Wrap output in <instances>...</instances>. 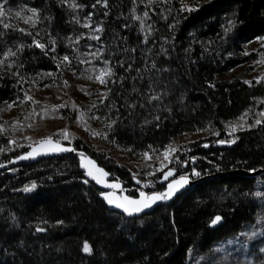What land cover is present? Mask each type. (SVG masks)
Instances as JSON below:
<instances>
[{
  "label": "trees",
  "instance_id": "16d2710c",
  "mask_svg": "<svg viewBox=\"0 0 264 264\" xmlns=\"http://www.w3.org/2000/svg\"><path fill=\"white\" fill-rule=\"evenodd\" d=\"M73 2L82 7H69ZM106 2L0 0V109L27 110L36 123L58 117L67 126L98 125L104 147L73 134L62 139L61 131L52 137L87 151L131 196L162 191L168 178L182 175L197 182L172 203L130 218L107 206L76 157L0 171V264H191L190 251H208L239 234L263 207L264 174L243 172L264 168V69L250 78L222 75L264 56V0ZM145 11L142 30L135 17ZM17 13L31 20L17 23ZM84 21L99 37L93 42L107 90L88 105L68 98L43 107L35 90L65 84L78 64ZM97 27L103 30L95 32ZM254 39L262 44L246 53ZM9 121L0 114V162L31 146L13 139ZM203 132L208 134L193 137ZM221 139L233 143L219 144ZM114 150L134 161L155 160L133 170ZM165 151L162 167L158 159ZM169 169L173 175L164 179ZM33 183L35 189L24 190ZM85 242L90 253L83 251Z\"/></svg>",
  "mask_w": 264,
  "mask_h": 264
},
{
  "label": "rangeland",
  "instance_id": "374dc122",
  "mask_svg": "<svg viewBox=\"0 0 264 264\" xmlns=\"http://www.w3.org/2000/svg\"><path fill=\"white\" fill-rule=\"evenodd\" d=\"M13 20L17 23H26L29 21V14H14ZM86 21L81 23L82 33L79 46V60L76 68L67 74L65 81L67 86L43 88L35 90L34 96L37 101L46 105H58L68 98L88 105L93 103L99 97L103 96L107 90L105 84L100 83V79H104V72L101 71L98 64V51L92 38L95 34L90 27H84ZM262 44L261 40L254 39L245 44V52H250ZM92 53H95L93 55ZM250 66V68L248 67ZM249 68V69H247ZM264 69V56L261 59H252L246 65L240 66L237 69L227 72L222 77H230L237 73H242L245 77H253L260 74ZM68 95V96H67ZM27 110L9 107L5 105L1 107L0 114L6 120H11L8 123V128L11 131L13 139L18 140L21 144H30L31 146L42 139L52 137V134L62 130H67L69 134L82 137L88 144L95 147H104L101 142L100 128L98 125L84 126H67L66 121L62 118L53 117L45 119L42 122H37L27 119ZM93 133H97L93 135ZM208 133L203 132L194 135V138L202 137ZM52 139H54L52 137ZM187 139H179L178 141H186ZM225 141L222 145L232 144L233 140L221 139ZM220 140V141H221ZM221 144V143H219ZM30 146V147H31ZM113 155L123 164H126L131 169H140L148 164L154 163V160L149 158L134 161L128 158L121 151L114 150ZM161 166L167 160L165 157L158 159ZM264 202V200H263ZM264 203L257 220L249 224L239 234L227 238L217 243L210 250L190 251L188 262L191 264L211 263V264H264Z\"/></svg>",
  "mask_w": 264,
  "mask_h": 264
},
{
  "label": "snow or ice",
  "instance_id": "6c2138e0",
  "mask_svg": "<svg viewBox=\"0 0 264 264\" xmlns=\"http://www.w3.org/2000/svg\"><path fill=\"white\" fill-rule=\"evenodd\" d=\"M59 3L61 4H64L66 2V0H58ZM97 3H103L105 7H107V2L106 0H96ZM152 0H149V5L151 4ZM3 6L0 5V8H2ZM69 7L75 9V8H79V7H82L81 5H78L76 3H70L69 4ZM93 7H95V5H93ZM184 10H188V11H191L192 9L191 8H187V6H185V9ZM29 11H31L33 13V16H37L38 17V12L36 9H29ZM133 12H134V9H133ZM0 15H3L2 11H0ZM17 15H19V13H17ZM148 15L149 13L147 11H145L143 13V16H136L135 19L139 20L141 22V29L143 30L144 29V20L146 18H148ZM46 19H51V17H45ZM91 18V14H89V17L87 18L88 20H90ZM29 20H31V17H29ZM25 22H28V20H26ZM80 21L78 19H76V23H79ZM34 23V22H33ZM5 27H8L7 24L4 25ZM84 27H90V24L89 23H85L83 25ZM149 28L151 27L150 25L148 26ZM103 29L102 28H99L97 27L96 29H94L95 32H100L102 31ZM23 31V30H21ZM29 35H31V33H29ZM92 39H99L98 36H93V37H90ZM71 39V38H70ZM51 44H55L56 41L55 40H51L50 41ZM77 43L79 42V40L77 39L76 41ZM145 42H147V36H145ZM34 44L36 47H39L41 49H45V45L44 44H41L39 41L37 40H34ZM23 49V45L20 46V50ZM52 51H55V49L53 48ZM93 55H95V53H92ZM8 55H11V56H15V52H12L11 50H9L8 52ZM64 61H67L69 58L68 56H64L62 58ZM3 64V61H0V65ZM8 67H11V65H8ZM153 67H155V65L153 64ZM109 76L112 75L111 71L108 70V73H107ZM49 75H52V74H49ZM97 79L100 80V83H106V80L104 79H100V77H97ZM246 83H250V82H247ZM65 85L67 86V82L65 81ZM26 99L28 100H31L32 98L31 97H26ZM151 99H159V96H156V95H153L151 97ZM75 107V105H73ZM9 107H12V105H9ZM58 107H64V105H60ZM131 107H135V105H131ZM53 111H56V109L54 108ZM257 123H260V121H257ZM110 127V126H109ZM232 131L234 132L235 131V127L233 126L232 128ZM97 133H93V135H96ZM62 139H69V133L67 132V130H62L61 133L58 134ZM218 135V133H217ZM106 138V137H105ZM39 145H41L42 147L44 145H51V147L49 149H47V151H73L74 149L72 148H64V147H61L60 146V140L58 139L56 141L55 144H52V137H48L47 139H42L40 140L39 142ZM219 143L223 144L225 143V141L221 140L219 141ZM205 147H207L208 145H204ZM169 149L174 152L176 151L175 148H173L171 145L169 146ZM35 155H39L41 154L40 152H37L36 149H33L32 152H29L26 156H21L19 157V159H26V158H29V157H33ZM83 155V154H81ZM147 155V154H145ZM169 156V152L168 151H165L164 153V157L165 159H167ZM88 165H92V168H94L95 172L97 173H101L103 175H107L106 173H103V170L102 169H99V168H96L95 165L93 164V162L91 160L88 161ZM3 165H0V167H2ZM173 172L174 170L172 169H169V171L167 173H165V176H164V179H167L168 176L170 175H173ZM195 175H199V173H194ZM86 175L92 177L93 179H96L98 183H100L101 181L99 180V178L94 175V172L93 170H88L86 172ZM188 182L187 180V177H180V179L174 181L173 183H170L168 185V189L166 192H163V193H157V194H153V195H146L145 193L141 192L140 193V198L139 199H130L128 197H123L122 199L121 198H116L114 197L113 195L111 194H103L104 195V199L107 201V203L109 205H112L116 208H119V209H122L124 213H126L127 215L129 216H132L134 214H137V213H140L142 211H144L145 209L149 208L152 206V204L156 203L158 200H166V199H170L172 195L175 194L176 191H178V189L180 187H182L184 184H186ZM85 183H87V181H85ZM139 183V181H138ZM106 187H109V188H118L119 185H113V184H105ZM36 188V185L33 183L31 185V188L29 187H25V191H31L32 189H35ZM221 219V217L217 216L213 221L212 223L215 224L216 222H218L219 220ZM37 231H43V229H40L38 228ZM83 251L85 253H90L91 252V248L90 246L88 245L87 242L84 243L83 245ZM262 251H264V249H262Z\"/></svg>",
  "mask_w": 264,
  "mask_h": 264
},
{
  "label": "water",
  "instance_id": "95a60500",
  "mask_svg": "<svg viewBox=\"0 0 264 264\" xmlns=\"http://www.w3.org/2000/svg\"><path fill=\"white\" fill-rule=\"evenodd\" d=\"M56 139H52V144L56 143ZM60 146L64 147V148H72L74 149L73 151H47V149H49L51 147V145H44L43 147L41 145H39V143H35L34 145H32L31 147H29L26 151H24L23 153H21L20 155L12 158L10 161L7 162H0V165H3L2 167H0V171H4V170H8L17 166H22V165H28V164H33V163H37L42 159H47V158H53V157H59V156H63V155H70L73 157H76L79 159L80 162V167L81 170L84 172L85 177L90 180L91 182H93L94 184L97 185V187L101 190V196L102 199L106 202L107 206L115 212L121 213L123 215H126L127 217L133 218V217H140L143 216L145 214H148L150 212H152L155 208H157L160 205L163 204H170L173 201H175L180 195H182L186 190H188L189 188H191L196 182V179H192L190 176L187 175H182L179 176L177 178H168L166 180L167 184L165 186V188L162 191H156V192H147V191H143V193H145L146 195H153V194H157V193H163L166 192L168 189V185L170 183H173L174 181L180 179V177H187L188 182L186 184H184L182 187H180L178 189V191L175 192L174 195L171 196L170 199H166V200H158L156 203L152 204L151 207L145 209L144 211L134 214L132 216L127 215L126 213L123 212L122 209L116 208L112 205H109L107 203V201L104 199V195L103 194H111L116 198H123V197H128L130 199H139L140 198V194L138 196H131L129 195L125 188H124V184L122 181L114 178L112 176V174L102 165H100L98 163V161L91 156L87 151L83 150V149H78L76 148L74 145L69 144V143H64L60 141ZM33 149H36L37 152H40L41 154L39 155H35L33 157H29L26 159H19V157L21 156H26L29 152H32ZM83 154V155H81ZM91 160L93 162V164L95 165L96 168L102 169L103 173H106L107 175H103L101 173H97L95 172L94 168H92V165H88V161ZM93 170L94 175H96L99 180L101 181L100 183L97 182L96 179H93L92 177L86 175V172L88 170ZM243 174L253 177V178H257L260 177L261 175L264 174V168H259L255 171H251V172H243ZM105 184H113V185H119L118 188H109L106 187Z\"/></svg>",
  "mask_w": 264,
  "mask_h": 264
}]
</instances>
